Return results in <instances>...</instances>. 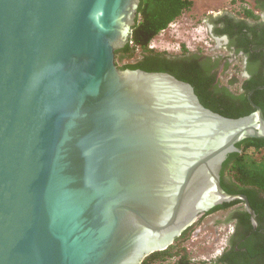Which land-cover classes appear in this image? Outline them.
<instances>
[{"label":"water","instance_id":"1","mask_svg":"<svg viewBox=\"0 0 264 264\" xmlns=\"http://www.w3.org/2000/svg\"><path fill=\"white\" fill-rule=\"evenodd\" d=\"M139 0H0V264H141L246 195L227 155L264 138L164 71L120 68ZM263 86L257 87L262 89Z\"/></svg>","mask_w":264,"mask_h":264},{"label":"trees","instance_id":"2","mask_svg":"<svg viewBox=\"0 0 264 264\" xmlns=\"http://www.w3.org/2000/svg\"><path fill=\"white\" fill-rule=\"evenodd\" d=\"M228 1L234 4L238 0ZM249 2L252 6L241 8L238 14L256 22L260 17L257 11L264 10V0H249ZM192 5L193 0H139L129 41L124 47L115 51L116 64L120 68L168 72L190 83L205 107L226 117L235 118L252 112L253 108L247 99V93L254 89L250 98L262 109L264 115V89L256 88L263 86L264 80L251 78L240 82L235 77L230 78L228 80L230 85L237 83L233 90L237 96L217 98L208 90L211 81L198 71L197 55L188 51H183L180 55H169L164 51H156L150 46L151 40L159 32L166 29L181 14L189 11ZM218 20L222 21L223 18ZM228 21H230L229 18L224 20V28L214 27V33L231 35L233 30L230 27L228 29ZM238 26L239 33L244 35L245 42H253L244 29L254 32L257 24L249 26L242 20ZM132 58L136 60L128 62ZM232 69L235 74L241 70L238 65H234ZM215 98L217 103L213 102ZM237 99L240 101L239 105L235 104ZM236 147L239 151L229 153L222 164L220 184L228 193L246 195L258 221L257 229L251 231L249 214L243 209L241 201L222 203L213 207L208 213L233 209L230 218L239 219L241 230L231 234V242L215 259L195 262L185 252L181 242L187 240L193 228L192 224L166 249L147 255L141 264H264V138H245L236 143ZM259 229L263 232L258 231ZM239 238L243 241L237 243ZM172 258L174 260L169 261Z\"/></svg>","mask_w":264,"mask_h":264},{"label":"rangeland","instance_id":"3","mask_svg":"<svg viewBox=\"0 0 264 264\" xmlns=\"http://www.w3.org/2000/svg\"><path fill=\"white\" fill-rule=\"evenodd\" d=\"M252 6L249 0H193L192 8L176 18L150 42L156 51L169 55L189 53H225L223 41L212 33L211 20L216 14H237L243 7ZM136 58L128 60L134 62ZM233 71V70H232ZM234 73V71H233ZM240 78V73H236ZM229 210H219L199 216L186 241L185 252L195 262L215 259L223 251L231 235L232 222H227ZM172 258L169 261H173Z\"/></svg>","mask_w":264,"mask_h":264},{"label":"flooded vegetation","instance_id":"4","mask_svg":"<svg viewBox=\"0 0 264 264\" xmlns=\"http://www.w3.org/2000/svg\"><path fill=\"white\" fill-rule=\"evenodd\" d=\"M260 15L259 19L255 22L250 18L244 17L241 14H216V17H213L211 20L212 25V33L214 36L220 38L223 41V48L225 49V53H208V54H200V53H192L198 56L197 58V66L200 74L208 78L210 81V85L208 90L211 95H214L217 98H229V96H237L234 93V87L237 86V83L230 85L228 80L233 77L237 79V81H242L243 79H262L264 80V10L257 11ZM223 18V22L218 20ZM229 18L230 21L227 23V27L233 30L230 34H215L214 27H222L224 28L225 22L224 20ZM245 21L249 26L254 25L257 26L253 31H246L244 29L246 35L253 39V42H245L244 35L239 33V22ZM214 22H216L214 24ZM231 32V31H230ZM258 44H261L258 46ZM234 65L240 66V78L237 74L233 73L232 67ZM227 66V68H226ZM259 87V86H258ZM227 88V90H224ZM257 88V87H256ZM264 89V88H262ZM254 90V89H253ZM251 91V90H250ZM248 94V93H247ZM252 94V93H251ZM216 98L213 102H216ZM217 103V102H216ZM235 104H240V101L237 99ZM252 107V106H251ZM253 108V107H252ZM241 204V203H240ZM233 209L229 210L227 215H229L227 222H232V230L231 234L236 232V230H241V226L239 224L238 218H230V215L233 214ZM219 211V210H216ZM215 211V212H216ZM208 213V212H207ZM204 213V214H207ZM213 213V212H212ZM202 214V215H204ZM201 215V216H202ZM250 218V217H249ZM257 220V219H256ZM251 223V220H250ZM251 231H255L258 227V221L256 228H253L251 223ZM258 231L263 232L262 229ZM264 233V232H263ZM231 236L227 240L228 245L231 242ZM243 239L239 238L237 243L242 242Z\"/></svg>","mask_w":264,"mask_h":264}]
</instances>
